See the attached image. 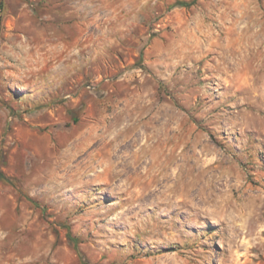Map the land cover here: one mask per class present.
Returning a JSON list of instances; mask_svg holds the SVG:
<instances>
[{
  "label": "rangeland",
  "instance_id": "obj_1",
  "mask_svg": "<svg viewBox=\"0 0 264 264\" xmlns=\"http://www.w3.org/2000/svg\"><path fill=\"white\" fill-rule=\"evenodd\" d=\"M0 169V264H264V0H0Z\"/></svg>",
  "mask_w": 264,
  "mask_h": 264
},
{
  "label": "trees",
  "instance_id": "obj_2",
  "mask_svg": "<svg viewBox=\"0 0 264 264\" xmlns=\"http://www.w3.org/2000/svg\"><path fill=\"white\" fill-rule=\"evenodd\" d=\"M182 4L183 5H188L190 3L182 2ZM0 179L6 180V181H10V178H8L1 169H0Z\"/></svg>",
  "mask_w": 264,
  "mask_h": 264
}]
</instances>
